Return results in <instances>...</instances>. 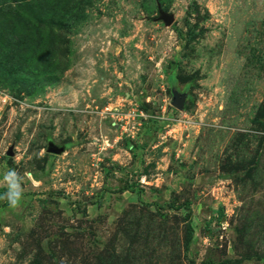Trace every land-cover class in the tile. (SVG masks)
I'll return each instance as SVG.
<instances>
[{
    "label": "rangeland",
    "instance_id": "374dc122",
    "mask_svg": "<svg viewBox=\"0 0 264 264\" xmlns=\"http://www.w3.org/2000/svg\"><path fill=\"white\" fill-rule=\"evenodd\" d=\"M8 169L0 264H264V0H0Z\"/></svg>",
    "mask_w": 264,
    "mask_h": 264
},
{
    "label": "clouds",
    "instance_id": "9594fccd",
    "mask_svg": "<svg viewBox=\"0 0 264 264\" xmlns=\"http://www.w3.org/2000/svg\"><path fill=\"white\" fill-rule=\"evenodd\" d=\"M22 177L15 169H8L3 175V181L7 186V190L0 193V200L6 201L10 208H16L22 201L23 187Z\"/></svg>",
    "mask_w": 264,
    "mask_h": 264
},
{
    "label": "water",
    "instance_id": "95a60500",
    "mask_svg": "<svg viewBox=\"0 0 264 264\" xmlns=\"http://www.w3.org/2000/svg\"><path fill=\"white\" fill-rule=\"evenodd\" d=\"M158 17L156 18L159 21H162L165 25H171L174 21V16L172 13L166 12L159 8L158 10ZM172 94V106L177 110H182L185 105L186 98L188 97V94L184 91H179L178 89L172 87L171 89ZM60 148L55 147L53 145L49 146L48 151L52 153H59ZM11 153V150L8 151V154Z\"/></svg>",
    "mask_w": 264,
    "mask_h": 264
},
{
    "label": "trees",
    "instance_id": "16d2710c",
    "mask_svg": "<svg viewBox=\"0 0 264 264\" xmlns=\"http://www.w3.org/2000/svg\"><path fill=\"white\" fill-rule=\"evenodd\" d=\"M186 208H187V210H188V213H187V217H189V214H190V209H189V205L187 204L186 205ZM191 236H192V228H191V226L190 225H188L187 226V235H186V245H188V243H189V241H190V239H191ZM205 263H210V261L209 262H205ZM204 263V264H205Z\"/></svg>",
    "mask_w": 264,
    "mask_h": 264
}]
</instances>
